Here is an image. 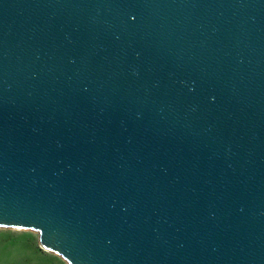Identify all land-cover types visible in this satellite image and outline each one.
Returning a JSON list of instances; mask_svg holds the SVG:
<instances>
[{
    "label": "water",
    "instance_id": "95a60500",
    "mask_svg": "<svg viewBox=\"0 0 264 264\" xmlns=\"http://www.w3.org/2000/svg\"><path fill=\"white\" fill-rule=\"evenodd\" d=\"M0 228L264 264V0H0Z\"/></svg>",
    "mask_w": 264,
    "mask_h": 264
},
{
    "label": "rangeland",
    "instance_id": "374dc122",
    "mask_svg": "<svg viewBox=\"0 0 264 264\" xmlns=\"http://www.w3.org/2000/svg\"><path fill=\"white\" fill-rule=\"evenodd\" d=\"M0 264H68L42 250L35 231L0 228Z\"/></svg>",
    "mask_w": 264,
    "mask_h": 264
}]
</instances>
